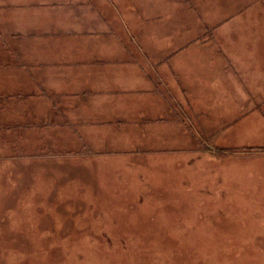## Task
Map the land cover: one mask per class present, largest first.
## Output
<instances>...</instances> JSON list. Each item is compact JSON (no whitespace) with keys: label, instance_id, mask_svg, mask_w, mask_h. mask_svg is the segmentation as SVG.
Listing matches in <instances>:
<instances>
[{"label":"rangeland","instance_id":"rangeland-1","mask_svg":"<svg viewBox=\"0 0 264 264\" xmlns=\"http://www.w3.org/2000/svg\"><path fill=\"white\" fill-rule=\"evenodd\" d=\"M59 1L43 25L57 37H4L0 54L44 57L62 88L188 91L200 111L138 129V93L132 133L78 126L93 138L80 146L71 117L44 121L53 134L0 130V264H264V0ZM85 57L92 74L73 79Z\"/></svg>","mask_w":264,"mask_h":264},{"label":"crops","instance_id":"crops-1","mask_svg":"<svg viewBox=\"0 0 264 264\" xmlns=\"http://www.w3.org/2000/svg\"><path fill=\"white\" fill-rule=\"evenodd\" d=\"M61 3L62 2L59 0H0V40L4 37H12L14 39H21L24 42H27L26 39L29 40L35 36L42 38L49 37V39H53L52 37H57V32H54L57 30L52 24L49 27L54 30H48V32L44 30L45 26L43 25L45 24V16L48 13H55L57 8H63ZM74 3L76 4L78 2L74 0L68 5H74ZM9 14H12L13 16L8 17L7 15ZM26 14H33L36 16L30 17L26 16ZM24 23L32 24L33 28H30L29 33L33 31L37 32L31 33L33 35H29L27 32L18 31L20 28H27ZM28 43L29 42L25 44ZM1 49L2 51H12L13 55H17L19 51L18 46L14 45L11 49H5L4 47H1ZM18 55L21 57V59H17L13 56L12 60L14 61L5 58L3 54L1 55L3 57L0 56V74H4L2 80L0 81V98L3 97L0 99V125H14L29 121L38 122L40 121L39 118H44L42 121H49L50 119L54 120L53 118L55 117H59L63 120L64 118L71 117L75 120L74 124L77 127H84L86 125L87 127L89 125L93 126L94 124L100 122L102 123L101 126L116 127L117 129L110 130V132L112 134L114 133L115 136L123 133H132L134 131L127 129L125 126V124H127L126 120L129 118L128 114L125 112L128 110L127 105L130 103L129 101L134 98L132 96L138 93H140L138 99H140L142 102H140L141 104L136 110L139 111L132 116V120L134 119L132 124L136 125L138 129L139 127H142V125L152 124L148 123L150 121L147 120L151 117H154L151 119L157 120L159 118V121L156 120L158 123L173 120H167V112L172 114L174 110H183L185 108L187 110L196 111V113L200 111L198 109L195 110V107L189 100V96H183L188 95V91L182 90V92H184L183 95L177 96L178 93H172L169 86H166L164 89L155 87L154 90L143 91L142 88H138L137 90V88L127 87L121 90L110 86L83 85L80 82L81 79H78L77 77H81L83 79L86 78V76L88 77V75L92 74L93 65L91 64L92 62L98 61L92 58L88 59V57H85L84 59L72 60L76 62V69L79 70V72H77V76L75 75L73 77V79H77L73 85H67L62 88L59 84L56 86L55 81H53L56 80V73L46 76L44 63L46 64V61L48 60L43 57L42 62H40L41 65L38 64L39 69H34L32 66L28 65V62H26L30 59L28 58L30 55ZM109 60L117 61L111 57L109 59L105 58L99 61L109 62ZM137 60H140V58ZM4 61H7V63ZM24 61L26 64L22 66V68H19L20 66L17 67L15 65V63L23 65ZM32 61V63H38V56H34ZM26 65H28V71H25ZM122 66H125V64L119 66L120 71L122 70ZM23 70L26 72L25 74ZM87 71H89V73H87ZM102 71L103 70H101V72L99 71L101 74H96V78H104L102 77ZM168 92H170L171 96ZM9 95H15L17 98L14 99L13 97L12 99H9L6 97ZM151 95H158V98L156 96L153 98ZM123 105H125V107H122ZM83 110H87L89 112L87 113V116L86 113L79 114V112ZM149 110L151 112H155V114H153L154 116H152V113H148ZM191 111H189L188 114L193 113ZM69 112H71V114ZM184 114L186 115V113ZM88 116L90 117L88 120L96 119L97 122L82 120L85 119V117L88 118ZM189 117L187 119H189ZM177 118V120H180L182 124V120H186L185 117L184 119H181V117L177 116ZM137 119H141V123L135 121ZM142 119H144V121ZM44 123L50 124L49 122ZM173 123L175 122L173 121ZM79 127L77 130L72 129L69 133L70 136L75 137L77 145L81 141H93V138H90V136ZM89 131H92L91 133L95 135L100 134L102 131L103 135H107V130L104 127L101 129L91 128ZM137 131L138 130L135 132ZM6 133L9 134L11 132ZM133 135V140H139L137 138H139L140 135ZM97 138L99 140L105 141V136H103V138ZM10 155L13 156L16 154L10 153Z\"/></svg>","mask_w":264,"mask_h":264},{"label":"trees","instance_id":"trees-1","mask_svg":"<svg viewBox=\"0 0 264 264\" xmlns=\"http://www.w3.org/2000/svg\"><path fill=\"white\" fill-rule=\"evenodd\" d=\"M6 97H8L9 99H12L13 97H14V99L17 98L15 95H9V96H6ZM1 98H3V97H1ZM43 126H48V125H47V123H44V121H41V120L38 121V122L37 121H29V122L14 124V125H0V130L7 129V132L9 133V132H12V129L13 130H18V129L22 128V129H25V131H24V135H25V134L30 133L32 128H35V130H36L35 132L40 133L39 135H43L45 133L53 134L54 131L49 130V129H45ZM49 126H55V125L53 124V125H49ZM29 128H31V129H29ZM79 143H80V146H81V145L84 144V141H81ZM54 144H56L55 148H56V151L58 153L59 152L62 153L65 150L62 147L58 146L59 143L55 142ZM74 148L80 150V148H77V147H74ZM67 152L69 153V152H72V151L67 150ZM76 152H78V151L76 150Z\"/></svg>","mask_w":264,"mask_h":264}]
</instances>
